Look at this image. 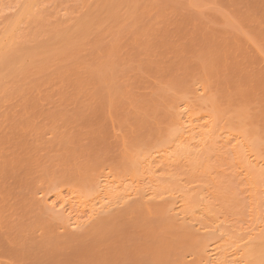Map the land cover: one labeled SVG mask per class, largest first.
Listing matches in <instances>:
<instances>
[{"label": "bare ground", "instance_id": "obj_1", "mask_svg": "<svg viewBox=\"0 0 264 264\" xmlns=\"http://www.w3.org/2000/svg\"><path fill=\"white\" fill-rule=\"evenodd\" d=\"M6 1L0 60L13 55L19 77L8 96L19 103L13 132H0V264H264V215L237 226L216 185L235 164L240 184L264 204L256 151L264 144L253 137L264 133V87L259 57L247 55L257 37L253 51L264 54V0L258 8L219 0L222 12L235 10L242 34L195 18L207 37L196 60L180 58L182 47L151 25L133 32L145 16L164 19L167 5L137 17L107 5L104 20L119 29L90 21L97 34L89 43L79 25L67 27L89 0ZM161 48L169 56L154 59ZM234 99L243 110L223 106Z\"/></svg>", "mask_w": 264, "mask_h": 264}, {"label": "rangeland", "instance_id": "obj_2", "mask_svg": "<svg viewBox=\"0 0 264 264\" xmlns=\"http://www.w3.org/2000/svg\"><path fill=\"white\" fill-rule=\"evenodd\" d=\"M261 0H244L245 3L251 5L252 8H258ZM219 0H89L78 13L69 18L67 27L73 28L76 25L80 26V29L84 30L88 36V42L92 43L96 40L97 32L94 29H88V23L91 21L96 27L107 31L108 33L118 30V26L114 20H104L106 17L105 7L108 5L109 12L117 15H131L134 12L135 17L138 16L142 8H150L152 6L167 5L170 7V11L167 16L162 19H157V13H153L149 16H145L136 20L133 32L143 30L149 25L152 26V34L157 33L159 36H165L173 40L178 47H182V54L180 58H188L190 60H196V52L200 48V45L206 42L207 37L202 36L199 28H204L205 25L195 21V18L203 16L206 20V24H212L210 17H213L219 21L221 28L225 29L231 34H242V26L236 22L233 17L235 10L228 4L226 5L228 13L222 12V9L218 6ZM4 4L7 1L4 0ZM95 8H99V13L94 14ZM10 10V9H9ZM7 10V11H9ZM107 11V10H106ZM13 10L4 13L8 15ZM93 14L97 15L96 20H93ZM227 20H231L233 26L223 25ZM61 30V29H60ZM163 35H161V34ZM54 34H50L48 37H44L39 41L31 44L29 48L35 49L41 43L47 42ZM133 33H126L123 35V44L129 45L132 43ZM106 41H110L109 37ZM148 37H144L138 45L133 47V52L136 55H143L144 46L147 45ZM253 43H261L259 37L252 40L248 44L249 56H258L259 60L255 67L258 73V78L261 80L260 86L264 87V54L255 53ZM155 55H151L154 59L159 56H169L164 48L155 49ZM127 71H130L127 69ZM18 73L15 65V61L12 53H6L1 56L0 60V95L3 97V102L0 107V132L3 130V126L12 131L14 130L13 124L16 123L17 118L14 115V111L18 108V99L10 95L16 81H18ZM5 87V89H4ZM264 89V88H263ZM234 106H230L228 103H224V107H230L232 109L243 110L244 106L240 101L234 99ZM61 108L58 104L45 106L46 110H57ZM1 134V133H0ZM253 137L261 144H264V133H253ZM256 151L261 155H264V147L257 146ZM235 164H230L225 176L216 181L217 187L220 189L219 205H222V211L226 212L229 219L233 221L237 226H254L258 223L257 219L264 215V204L262 203V197L259 192L249 191L252 187L247 186L246 183L240 184V181L235 177ZM203 183L211 184L212 182L205 181V178H201ZM254 186L259 187L261 180L257 176L252 177ZM199 183V182H198ZM197 186H208L200 185ZM248 191V192H247ZM218 202V203H219Z\"/></svg>", "mask_w": 264, "mask_h": 264}]
</instances>
